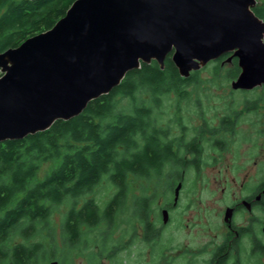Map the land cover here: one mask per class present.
Returning a JSON list of instances; mask_svg holds the SVG:
<instances>
[{"label": "trees", "instance_id": "obj_1", "mask_svg": "<svg viewBox=\"0 0 264 264\" xmlns=\"http://www.w3.org/2000/svg\"><path fill=\"white\" fill-rule=\"evenodd\" d=\"M74 1L0 0V52L52 28ZM252 9L264 20V0H257ZM230 55L213 60V77L227 81L238 77L237 58L230 68L223 67ZM203 70L182 76L172 54L163 68L156 60L142 62L78 116L57 120L23 139L0 142V264L59 261L67 248L86 249L96 239L90 234H101L105 225L112 228L121 207L120 193L132 188L127 177L162 174L169 160L177 157L154 122L162 97L173 93L179 100L190 99L201 86ZM119 98L131 99L132 107L122 108ZM261 99L264 102V95ZM48 161L55 166L44 179L36 180L41 164ZM105 179L117 188L106 207L94 197ZM63 203H68L60 224L65 247L58 257L52 216ZM14 235L22 240L12 243Z\"/></svg>", "mask_w": 264, "mask_h": 264}, {"label": "water", "instance_id": "obj_2", "mask_svg": "<svg viewBox=\"0 0 264 264\" xmlns=\"http://www.w3.org/2000/svg\"><path fill=\"white\" fill-rule=\"evenodd\" d=\"M257 0H75L47 31L0 52V142L81 114L142 62L172 60L189 77L231 53L234 89L264 85ZM48 264H60L52 260Z\"/></svg>", "mask_w": 264, "mask_h": 264}, {"label": "flooded vegetation", "instance_id": "obj_3", "mask_svg": "<svg viewBox=\"0 0 264 264\" xmlns=\"http://www.w3.org/2000/svg\"><path fill=\"white\" fill-rule=\"evenodd\" d=\"M183 120L182 114H174L166 124L154 121L177 157L162 174L127 177L128 182L149 184L120 193L121 207L111 210L117 223L109 229L105 225L95 236L100 244L88 258L90 264H264V217L251 216L247 223L239 218L242 211L263 213L264 174L254 189H248L250 175L243 177L241 197L224 207L220 202L226 191L207 196L201 189L220 181L200 173L220 165L217 153L229 150L234 141L237 114L221 116L218 123L201 116L194 127Z\"/></svg>", "mask_w": 264, "mask_h": 264}, {"label": "rangeland", "instance_id": "obj_4", "mask_svg": "<svg viewBox=\"0 0 264 264\" xmlns=\"http://www.w3.org/2000/svg\"><path fill=\"white\" fill-rule=\"evenodd\" d=\"M231 63L225 60L223 62L224 69L230 68L232 66ZM213 67V61L202 67L204 70L201 72V86H196L197 91H193L190 99L179 100L173 93L168 96H163V105L153 116L158 123L166 124L171 115L182 114L184 118L183 122L187 126L194 127L195 125L192 122L201 119V116L207 119L209 117L215 123H218L221 116L236 112L235 114H237L239 122L237 128H235L236 134L234 141L232 139L230 140L229 150L224 152L218 151L217 156L220 158V165H215L200 173L202 175H216L219 177L220 181L209 183L210 188H207L203 184L201 189L205 192V195L207 193V196L212 195L213 192H218L219 194L217 196H222V191H226V197L220 202V205L224 207L226 203L233 202L241 197L240 188L243 177L250 175V179L247 182L248 189L249 187L254 189L259 185L260 178L264 174V102L262 99L260 100L261 96L264 95V85H258L251 90H236L232 87L233 81L213 77V73L210 72ZM255 101H257V104L254 106L251 103ZM117 102L122 108L127 109H130L133 104L129 98H119ZM214 122H211L210 126L215 125ZM55 164L53 161L41 164L36 175V180L44 179ZM141 180L131 179L132 191L135 188L138 189V185L149 184L139 182ZM116 192V186L105 179L96 188L94 197L98 199L101 206H105ZM206 198L209 199V197ZM67 209L68 203H63L55 209L52 216V225H54V233L57 238L56 242L59 244L57 251L58 257L64 254L63 248L65 246L63 245L60 224L63 214ZM244 213L242 211L241 217H239L244 223H247L251 216L258 218L264 217V211L263 213L257 211L253 215ZM219 221L221 225L224 224L223 220ZM97 234L98 232H94L90 235L98 238ZM113 235L115 238H118L119 228ZM20 240L22 238L14 235L11 242L16 243ZM99 244L100 242L95 239L89 244L88 248L83 250H70L67 248L69 253L65 252L63 259L58 258L59 262L60 264H90L88 258L93 256L94 252L92 251H98L99 247L97 250L95 248ZM49 262L48 260L46 263L43 262L40 264H48Z\"/></svg>", "mask_w": 264, "mask_h": 264}]
</instances>
